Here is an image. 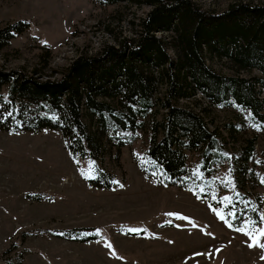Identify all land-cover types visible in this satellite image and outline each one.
<instances>
[{
  "label": "rangeland",
  "instance_id": "rangeland-1",
  "mask_svg": "<svg viewBox=\"0 0 264 264\" xmlns=\"http://www.w3.org/2000/svg\"><path fill=\"white\" fill-rule=\"evenodd\" d=\"M192 1L214 14L232 3L264 5V0ZM149 10L130 2L0 0V30L17 22L28 24L0 48V67L25 77L57 80L77 57L118 47L124 39L137 40L139 23ZM170 35L155 33L166 41ZM168 52L175 57L171 48ZM206 64L224 75H261L256 69L237 73L225 58L206 56ZM0 94L7 97L5 85ZM153 101L148 117L139 118L141 128L119 132L117 137L106 129L99 134L100 163L73 161L56 129L0 130V264H264V250L249 247L246 235L214 214L213 208L224 205H213L210 194L215 193L216 202L231 197L244 214L239 205L243 195L242 200H253L264 213V123L254 120L243 106L213 104L200 91L173 102L199 112L216 138V147L207 156L205 144L183 149L187 168L191 172L199 168L203 174L204 183L194 178L199 192L208 194L200 197L188 187L160 185L135 161L146 160L150 127L166 112L160 83ZM131 134L132 142L118 145V138ZM96 166L119 183L110 189L94 187L81 172L94 177ZM229 173L235 191L223 186L222 178ZM210 181L215 182L209 187ZM129 228L141 231L131 233ZM63 231L79 238L97 237L67 239L60 237Z\"/></svg>",
  "mask_w": 264,
  "mask_h": 264
},
{
  "label": "trees",
  "instance_id": "trees-1",
  "mask_svg": "<svg viewBox=\"0 0 264 264\" xmlns=\"http://www.w3.org/2000/svg\"><path fill=\"white\" fill-rule=\"evenodd\" d=\"M98 1L103 5L130 2L150 7L139 23V38L124 39L118 47H103L94 56L77 57L57 80L25 77L0 67V89L7 87V97L0 94V130L56 129L73 161L92 159L100 163L96 155L99 134L106 129L111 137H117L119 132L141 128L143 120L139 118L148 117L160 83L164 86L162 106L166 112L150 127L146 160L135 161L160 185L188 187L195 196L207 197L206 192H199L183 149L193 150L205 144L203 155L207 156L216 147V138L199 112L173 102L200 91L213 104L235 103L246 108L254 120L264 123V5L232 3L224 12L214 14L192 0ZM27 28L26 22H17L1 29L0 48ZM159 32L170 33L169 40L157 39L155 33ZM206 56L227 59L237 73L256 69L261 75L220 74L206 64ZM131 135L118 138V145L132 142L135 135ZM201 167H206L205 161ZM88 181L97 188L116 186L114 176L100 166ZM241 200L243 210L248 203L257 212L244 210L242 214L236 208L237 218H228L234 228L240 226L243 216L259 218L257 204ZM211 202L218 204L213 199ZM222 209L226 213L231 205ZM60 237L88 241L97 236L79 238L71 231H63Z\"/></svg>",
  "mask_w": 264,
  "mask_h": 264
},
{
  "label": "snow or ice",
  "instance_id": "snow-or-ice-1",
  "mask_svg": "<svg viewBox=\"0 0 264 264\" xmlns=\"http://www.w3.org/2000/svg\"><path fill=\"white\" fill-rule=\"evenodd\" d=\"M9 116L12 115V113L8 114ZM81 174L86 178H93L91 177L89 174L84 173L83 171L81 172ZM156 173L154 172L153 175H155ZM230 173L229 176L222 178V183L223 186L225 188H228L231 191H235L233 183L230 179ZM192 176L198 180H200L202 183H204L203 180V174L199 171V168L197 170H194V172L192 173ZM215 181H210L207 183V186H211L212 183H214ZM261 182L264 183V178H261ZM113 183H119L118 181H113ZM201 191H204L205 189L203 187L200 188ZM212 195V198L215 199V193L212 192L210 193ZM239 195V194H237ZM219 204H223L225 208H227L229 205H231V209L229 211H227L226 213L224 212L223 209H217V208H213V212L215 215H217V217L221 220H223L226 224H228L229 227H232L233 225L229 223V219L228 218H237V209L235 206V203H233L232 198L225 196L223 197L221 200L218 201ZM244 210L246 211H251L253 213L257 212V209L253 206L251 208H249V204L245 203L244 205ZM168 215H174L172 213H169ZM180 219H188L186 217H178ZM189 223H192L189 220ZM259 225V226H258ZM193 227H195L196 225L193 223L192 224ZM234 230L241 232L242 234L246 235L249 240L251 241V243L249 244V247H258L261 250H264V213H260L259 214V218L258 220L253 219L252 217L248 216L244 218V222L239 226L236 227ZM129 232L131 233H139L141 231V229H136V228H129L128 229ZM97 235H99V232H97ZM106 247H111V245H106ZM196 255H202L201 253H197Z\"/></svg>",
  "mask_w": 264,
  "mask_h": 264
}]
</instances>
